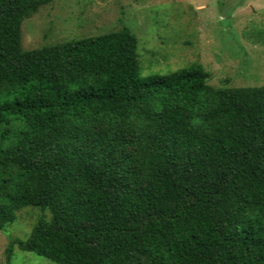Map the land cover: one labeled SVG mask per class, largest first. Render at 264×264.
<instances>
[{"label": "trees", "instance_id": "trees-1", "mask_svg": "<svg viewBox=\"0 0 264 264\" xmlns=\"http://www.w3.org/2000/svg\"><path fill=\"white\" fill-rule=\"evenodd\" d=\"M0 0V233L54 264H264V85L141 76L128 27L33 50Z\"/></svg>", "mask_w": 264, "mask_h": 264}, {"label": "rangeland", "instance_id": "rangeland-1", "mask_svg": "<svg viewBox=\"0 0 264 264\" xmlns=\"http://www.w3.org/2000/svg\"><path fill=\"white\" fill-rule=\"evenodd\" d=\"M128 27L141 76L200 63L216 88L264 85V0H53L22 25L26 51ZM49 213L25 208L0 233V264H54L16 243Z\"/></svg>", "mask_w": 264, "mask_h": 264}]
</instances>
